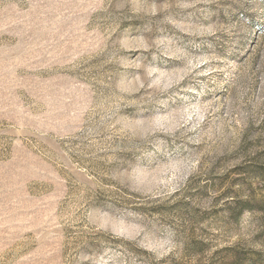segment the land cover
Wrapping results in <instances>:
<instances>
[{
    "label": "rangeland",
    "instance_id": "rangeland-1",
    "mask_svg": "<svg viewBox=\"0 0 264 264\" xmlns=\"http://www.w3.org/2000/svg\"><path fill=\"white\" fill-rule=\"evenodd\" d=\"M0 264H264V0H0Z\"/></svg>",
    "mask_w": 264,
    "mask_h": 264
},
{
    "label": "trees",
    "instance_id": "trees-1",
    "mask_svg": "<svg viewBox=\"0 0 264 264\" xmlns=\"http://www.w3.org/2000/svg\"><path fill=\"white\" fill-rule=\"evenodd\" d=\"M246 210H253V207L248 205V203H246L245 205H243L242 207V212L246 211Z\"/></svg>",
    "mask_w": 264,
    "mask_h": 264
}]
</instances>
